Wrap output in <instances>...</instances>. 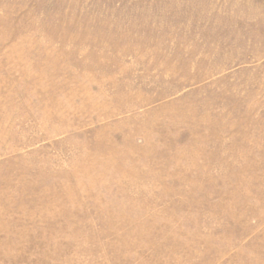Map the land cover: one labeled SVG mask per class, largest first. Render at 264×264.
<instances>
[{
	"label": "rangeland",
	"instance_id": "rangeland-1",
	"mask_svg": "<svg viewBox=\"0 0 264 264\" xmlns=\"http://www.w3.org/2000/svg\"><path fill=\"white\" fill-rule=\"evenodd\" d=\"M0 264H264V0H0Z\"/></svg>",
	"mask_w": 264,
	"mask_h": 264
}]
</instances>
